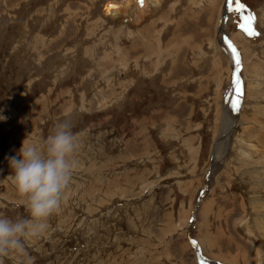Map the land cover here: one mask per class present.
I'll return each mask as SVG.
<instances>
[{"label":"rangeland","instance_id":"obj_1","mask_svg":"<svg viewBox=\"0 0 264 264\" xmlns=\"http://www.w3.org/2000/svg\"><path fill=\"white\" fill-rule=\"evenodd\" d=\"M128 1L0 0V217L30 219L6 157L66 118L78 142L61 210L3 264H201L191 219L206 264H264V0H240L222 31L226 0L140 19Z\"/></svg>","mask_w":264,"mask_h":264},{"label":"clouds","instance_id":"obj_2","mask_svg":"<svg viewBox=\"0 0 264 264\" xmlns=\"http://www.w3.org/2000/svg\"><path fill=\"white\" fill-rule=\"evenodd\" d=\"M71 118L57 122L43 145L23 143L15 156L6 157L7 177L29 218L0 217V264L10 253L23 254L24 241L42 235L50 216L61 210L65 190L77 166L78 148Z\"/></svg>","mask_w":264,"mask_h":264},{"label":"bare ground","instance_id":"obj_3","mask_svg":"<svg viewBox=\"0 0 264 264\" xmlns=\"http://www.w3.org/2000/svg\"><path fill=\"white\" fill-rule=\"evenodd\" d=\"M132 4H135V16L136 14H138L137 17H135L136 19H140L141 17H144L147 13H146V10L149 6L151 7H154V8H158V9H155L157 12L159 10H161L162 6H163V0H143V2L141 3L140 0H129L126 4V10H121L120 11V7L117 6V8L115 7H109L110 9L108 11L109 14H110V17L111 18H119V15H121L122 13H126L127 14V11H129L130 7ZM125 6V5H124ZM124 11V12H123ZM223 17L226 16V20H227V16H230V11H228V2H227V5H226V10H224V13L222 15ZM261 16V15H260ZM104 20V19H103ZM105 21V20H104ZM226 26V22L224 21V24L222 23V25L220 26V29L221 31L223 30V28H225ZM222 35H224V32L222 33ZM221 42V41H220ZM223 44V42H221V45ZM224 45V44H223ZM223 47V46H222ZM237 77V76H236ZM234 116V115H233ZM236 118V117H234ZM227 123V125H226ZM225 123V130H224V133H231L235 128V125L233 124V122L231 121V118L229 120H227ZM225 135V134H224ZM227 135V136H228ZM226 136V135H225ZM211 172V171H210ZM209 181L210 179L212 178V173H210L209 175ZM192 238V237H191ZM195 242V241H194ZM193 242V244L195 245V243ZM197 243V242H196ZM199 247V246H198ZM200 248V247H199ZM200 252H201V249H200ZM207 262L205 261H202L201 264H206Z\"/></svg>","mask_w":264,"mask_h":264},{"label":"snow or ice","instance_id":"obj_4","mask_svg":"<svg viewBox=\"0 0 264 264\" xmlns=\"http://www.w3.org/2000/svg\"><path fill=\"white\" fill-rule=\"evenodd\" d=\"M142 3L143 0H140ZM228 2V11H235L238 15L242 13L245 9V6L240 3V0H227ZM233 2L235 3V7H233ZM255 15L249 14L246 17H242V25H241V30L249 37L255 38L256 36L260 35L259 32L256 31L255 28ZM226 44H228L229 48L231 49L232 53H235V48L232 46L227 40L225 41ZM237 66H239V61L236 60ZM235 96L237 97L236 101H231V107L232 111H238L239 108V103H238V98L242 96V92L240 91L239 88V82H237L236 87L233 89ZM195 243V242H194Z\"/></svg>","mask_w":264,"mask_h":264},{"label":"water","instance_id":"obj_5","mask_svg":"<svg viewBox=\"0 0 264 264\" xmlns=\"http://www.w3.org/2000/svg\"><path fill=\"white\" fill-rule=\"evenodd\" d=\"M226 5H227V0H226ZM224 21H226V16H224L223 18H222V21H221V25H222V23L224 24ZM228 41V39H226V38H224L223 40H222V42H223V44H222V46H223V49L226 51V53L227 54H229L231 57H232V61H233V63H234V65H235V63H236V60H238L237 58H238V55H237V52L235 51V53L233 54L232 53V51H231V49L229 48V46H228V44H226L225 43V41ZM229 42V41H228ZM230 43V42H229ZM231 44V43H230ZM232 45V44H231ZM236 50V49H235ZM235 69H236V66H235ZM236 113L238 114V111H236ZM209 177V176H208ZM209 180V179H208ZM203 193H205V190L203 191ZM204 194H202V196H203ZM202 196L200 197V199L202 198ZM203 199V198H202ZM201 199V200H202ZM189 236H190V238H191V240H193V242L195 241L194 240V238H193V236L192 235H190V230H189ZM193 246H194V248L197 250L196 252H197V257H198V259L200 260V263H202V261H205V259H204V257H202V255H201V253H200V249H199V247H198V244L195 242V245L193 244ZM206 262V261H205Z\"/></svg>","mask_w":264,"mask_h":264},{"label":"crops","instance_id":"obj_6","mask_svg":"<svg viewBox=\"0 0 264 264\" xmlns=\"http://www.w3.org/2000/svg\"><path fill=\"white\" fill-rule=\"evenodd\" d=\"M213 218H216V219L210 220V222H212V225H211L210 222L208 224L209 225L208 228H209L210 237L212 239H214L215 241H217V243H220L221 245H223V239H224L223 238V231H221L220 229H221V227L224 226L222 224L223 223L222 221H224V220H220V219H218V217H213ZM214 248H215V246H214ZM214 248H213V250H214Z\"/></svg>","mask_w":264,"mask_h":264}]
</instances>
